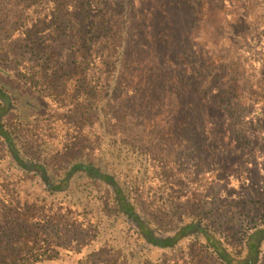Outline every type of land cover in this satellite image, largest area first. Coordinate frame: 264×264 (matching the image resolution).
<instances>
[{
    "label": "trees",
    "instance_id": "1",
    "mask_svg": "<svg viewBox=\"0 0 264 264\" xmlns=\"http://www.w3.org/2000/svg\"><path fill=\"white\" fill-rule=\"evenodd\" d=\"M225 147L264 150V0H0V264H264L185 171Z\"/></svg>",
    "mask_w": 264,
    "mask_h": 264
},
{
    "label": "rangeland",
    "instance_id": "2",
    "mask_svg": "<svg viewBox=\"0 0 264 264\" xmlns=\"http://www.w3.org/2000/svg\"><path fill=\"white\" fill-rule=\"evenodd\" d=\"M251 140L254 141L256 138ZM190 155L194 158V162L189 164L185 171H193L199 180V208L206 217L217 221L226 230L227 225L230 224L228 216L239 217L240 212L254 214L262 207L264 208V174H262L264 171V150L252 147L246 148L242 152H234L233 149L225 147L217 154L201 150ZM214 157L218 159L219 163L239 159L238 161L241 163L244 161V164L238 173L235 168L227 167L229 165L217 169L218 166L213 168V165L210 164L211 158ZM239 175L246 176L249 183L240 186L235 180ZM10 178L16 177L3 175L0 172L1 182L8 181ZM12 197H16L15 192L12 193ZM20 198L28 199L27 193L22 191ZM60 257L58 261L47 264H77L78 256L76 254L62 252Z\"/></svg>",
    "mask_w": 264,
    "mask_h": 264
}]
</instances>
